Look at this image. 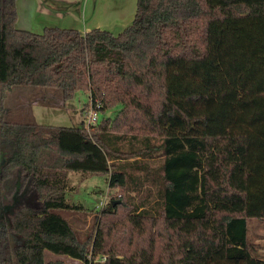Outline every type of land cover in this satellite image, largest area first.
<instances>
[{
	"label": "trees",
	"instance_id": "obj_1",
	"mask_svg": "<svg viewBox=\"0 0 264 264\" xmlns=\"http://www.w3.org/2000/svg\"><path fill=\"white\" fill-rule=\"evenodd\" d=\"M17 20L0 0V264H264L248 239L264 220V0H137L119 34ZM21 87L88 93L83 112L104 117L6 122ZM71 173L121 189L95 235L57 213L81 208Z\"/></svg>",
	"mask_w": 264,
	"mask_h": 264
},
{
	"label": "rangeland",
	"instance_id": "obj_2",
	"mask_svg": "<svg viewBox=\"0 0 264 264\" xmlns=\"http://www.w3.org/2000/svg\"><path fill=\"white\" fill-rule=\"evenodd\" d=\"M79 1L73 0L72 4L64 6L65 10L55 7L56 12L58 14L68 10L70 12H78L75 11V8ZM130 2L132 6L135 5L137 7V0H130ZM52 4L54 5L52 0H40V5H44V7H51ZM72 19L76 20V17L73 16ZM85 20V13H83V16L78 18V22L83 24ZM61 95L59 90L37 87L14 89L8 95L4 120L11 123H35L56 127H81L83 123L87 126L89 115L83 112V109L89 102L88 93H79L71 101H65ZM120 108L112 110L110 112L111 116L114 117ZM97 115L98 122H101L104 117L103 114L97 113ZM70 185L73 190L67 192V202L81 208L76 211L61 210L57 211V213L69 222L80 237H84L91 232L95 235L97 226L94 228V218L101 216L100 211L102 208L115 196L120 195L121 189H110L108 180L104 176H90L80 173L70 174ZM248 239L257 247L258 253L264 255V220L254 219L248 222ZM47 258L57 259L56 256L50 253L47 254ZM63 260L72 263L69 259Z\"/></svg>",
	"mask_w": 264,
	"mask_h": 264
},
{
	"label": "crops",
	"instance_id": "obj_3",
	"mask_svg": "<svg viewBox=\"0 0 264 264\" xmlns=\"http://www.w3.org/2000/svg\"><path fill=\"white\" fill-rule=\"evenodd\" d=\"M52 1L54 5L44 7L40 5V0H17L16 28L36 34H42L44 29L49 27L76 29L82 33L101 29L119 34L132 24L136 13V7L132 6L130 0H80L75 8L78 12L68 10L58 14L56 8L65 10L64 6L72 4L73 0ZM83 13L86 20L81 24L78 18L83 16ZM73 16L76 20L72 19Z\"/></svg>",
	"mask_w": 264,
	"mask_h": 264
},
{
	"label": "built area",
	"instance_id": "obj_4",
	"mask_svg": "<svg viewBox=\"0 0 264 264\" xmlns=\"http://www.w3.org/2000/svg\"><path fill=\"white\" fill-rule=\"evenodd\" d=\"M99 108H100V104L97 103L96 108L95 106H90L88 112H86V114L89 115V121L87 127L95 126L98 123L97 113H100L98 111Z\"/></svg>",
	"mask_w": 264,
	"mask_h": 264
},
{
	"label": "flooded vegetation",
	"instance_id": "obj_5",
	"mask_svg": "<svg viewBox=\"0 0 264 264\" xmlns=\"http://www.w3.org/2000/svg\"><path fill=\"white\" fill-rule=\"evenodd\" d=\"M1 163H2V161L0 159V166H1ZM5 216H6L5 211L3 209H0V222L5 221ZM1 226L5 227L3 222L1 223ZM10 239H11V241H13V240L17 241L18 240V239H15L14 236H11Z\"/></svg>",
	"mask_w": 264,
	"mask_h": 264
},
{
	"label": "water",
	"instance_id": "obj_6",
	"mask_svg": "<svg viewBox=\"0 0 264 264\" xmlns=\"http://www.w3.org/2000/svg\"><path fill=\"white\" fill-rule=\"evenodd\" d=\"M113 205H115V204L113 203Z\"/></svg>",
	"mask_w": 264,
	"mask_h": 264
}]
</instances>
